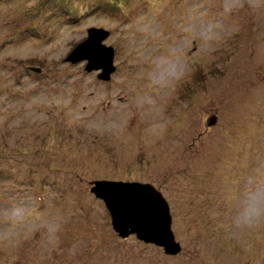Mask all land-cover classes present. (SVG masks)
<instances>
[{"label":"rangeland","instance_id":"1","mask_svg":"<svg viewBox=\"0 0 264 264\" xmlns=\"http://www.w3.org/2000/svg\"><path fill=\"white\" fill-rule=\"evenodd\" d=\"M90 27L108 81L65 60ZM99 179L182 251L118 237ZM0 264H264V0H0Z\"/></svg>","mask_w":264,"mask_h":264},{"label":"water","instance_id":"2","mask_svg":"<svg viewBox=\"0 0 264 264\" xmlns=\"http://www.w3.org/2000/svg\"><path fill=\"white\" fill-rule=\"evenodd\" d=\"M109 34L102 27L88 28L87 37L65 60L72 63L86 60V71L99 70L97 77L109 80L116 69L114 50L103 43ZM90 191L104 202L112 229L120 238L135 234L138 240L161 247L167 255L176 256L181 252V245L171 228L168 202L151 183L99 179L90 183Z\"/></svg>","mask_w":264,"mask_h":264},{"label":"bare ground","instance_id":"3","mask_svg":"<svg viewBox=\"0 0 264 264\" xmlns=\"http://www.w3.org/2000/svg\"><path fill=\"white\" fill-rule=\"evenodd\" d=\"M83 22V21H82Z\"/></svg>","mask_w":264,"mask_h":264}]
</instances>
